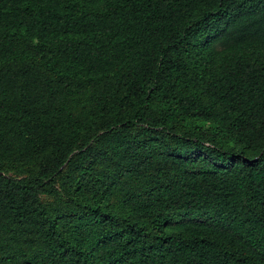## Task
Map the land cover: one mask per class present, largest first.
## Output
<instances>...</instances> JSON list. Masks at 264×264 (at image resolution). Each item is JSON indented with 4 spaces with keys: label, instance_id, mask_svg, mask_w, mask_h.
Masks as SVG:
<instances>
[{
    "label": "trees",
    "instance_id": "obj_1",
    "mask_svg": "<svg viewBox=\"0 0 264 264\" xmlns=\"http://www.w3.org/2000/svg\"><path fill=\"white\" fill-rule=\"evenodd\" d=\"M0 264H264V0H0Z\"/></svg>",
    "mask_w": 264,
    "mask_h": 264
}]
</instances>
